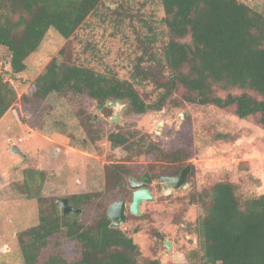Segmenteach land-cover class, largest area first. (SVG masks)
Returning a JSON list of instances; mask_svg holds the SVG:
<instances>
[{
  "label": "rangeland",
  "instance_id": "374dc122",
  "mask_svg": "<svg viewBox=\"0 0 264 264\" xmlns=\"http://www.w3.org/2000/svg\"><path fill=\"white\" fill-rule=\"evenodd\" d=\"M241 1L264 11V0ZM162 16L158 0H103L69 39L51 28L18 74L11 72L9 51L0 47V72L18 93L0 118V264H24L18 235L38 224L40 197L46 205L73 194L103 195L105 169L112 163L131 171L125 188L115 191L120 199L113 202L131 203V176L147 172L151 177L153 199L142 202L141 215L128 210L120 227L139 246V261L144 264H204L195 258L200 246L196 222L204 209L193 197L214 183L233 182L242 199L264 193V129L256 116L238 117L234 106L201 105L190 100L194 95L183 87L161 110L144 114L130 112L128 104L100 106L87 96L73 105L60 94L45 99L33 95L35 79L55 57L130 79L132 62L150 48L152 34H156L153 48L167 41ZM137 89L147 101L157 94L151 82ZM79 107L83 113L77 115ZM116 113L118 120L113 119ZM118 131L135 132L133 139L145 136L164 151L180 150L182 160L137 156L113 147L107 136ZM13 144L27 156L13 153ZM186 155L190 156L183 158ZM188 164L192 173L187 183L167 191L160 177ZM71 247L65 244L63 249L69 257L74 255Z\"/></svg>",
  "mask_w": 264,
  "mask_h": 264
},
{
  "label": "trees",
  "instance_id": "16d2710c",
  "mask_svg": "<svg viewBox=\"0 0 264 264\" xmlns=\"http://www.w3.org/2000/svg\"><path fill=\"white\" fill-rule=\"evenodd\" d=\"M158 1L167 41L153 48L156 34H152L150 48L132 62L130 79L55 57L35 79L33 95L45 99L60 94L73 105L86 96L101 106L122 100L130 112L144 114L161 110L183 87L194 95L190 100L220 108L234 106L238 117L256 116L264 129V11L241 0ZM102 2L0 0V47L9 51L12 74L27 68V58L40 48L51 28L69 39ZM150 82L157 94L147 101L137 86ZM232 89L242 92L224 97L218 94ZM17 97L16 89L0 72V118ZM82 113L81 107L75 111ZM135 136V132L118 131L107 138L113 147H122L130 154L182 160L180 150L164 151L145 136L133 139ZM178 168L169 174L177 173ZM130 175L121 163L107 165L106 193L68 197L81 212L64 213L55 199L44 205L40 197L38 224L18 235L24 264H144L139 261L141 252L133 238L120 227H111L107 216L110 203L120 199L115 191L125 188L124 180ZM193 201L204 209L196 222L198 261L264 264V193L242 199L236 185L224 180L198 193ZM65 244L72 246V257L63 252Z\"/></svg>",
  "mask_w": 264,
  "mask_h": 264
},
{
  "label": "water",
  "instance_id": "95a60500",
  "mask_svg": "<svg viewBox=\"0 0 264 264\" xmlns=\"http://www.w3.org/2000/svg\"><path fill=\"white\" fill-rule=\"evenodd\" d=\"M118 104L125 105L126 103L122 100H111L108 102V105L112 106H116ZM113 119H119L117 113L114 115ZM11 150L13 153L19 154L22 157L27 156L17 144H13ZM189 169L190 167L186 166L178 176H161L160 181L162 182L163 187L167 191H173L180 188L186 182ZM150 180V175L147 172L141 176L140 180L135 177H130L129 184L134 189L131 203L128 205L125 200L121 199L112 202L107 208V216L111 219V227H121L122 223H124L127 219L128 210L134 215L142 214L140 209L142 202L151 200L154 197L151 189L148 187ZM57 203L64 213H70L74 210L76 212H81V209H74V207L70 204L69 199L66 197L58 198ZM166 246L171 248L169 241L166 242Z\"/></svg>",
  "mask_w": 264,
  "mask_h": 264
},
{
  "label": "flooded vegetation",
  "instance_id": "af4514ba",
  "mask_svg": "<svg viewBox=\"0 0 264 264\" xmlns=\"http://www.w3.org/2000/svg\"><path fill=\"white\" fill-rule=\"evenodd\" d=\"M108 104V103H107ZM186 166H189L190 167V169H189V171H188V174H187V179H188V177L191 175V173H192V166L190 165V164H188V165H185L182 169H180L177 173H175V174H171V176H178V175H180L181 174V172H182V170L186 167ZM150 175V174H149ZM142 176V175H141ZM141 176H131V177H135V178H137V179H141ZM150 179H151V177H150ZM187 179H186V182L181 186V187H183L186 183H187ZM151 181V180H150ZM180 187V188H181ZM150 188V187H149ZM70 202V201H69ZM75 209V208H74Z\"/></svg>",
  "mask_w": 264,
  "mask_h": 264
}]
</instances>
